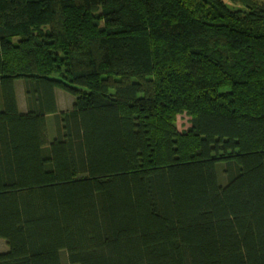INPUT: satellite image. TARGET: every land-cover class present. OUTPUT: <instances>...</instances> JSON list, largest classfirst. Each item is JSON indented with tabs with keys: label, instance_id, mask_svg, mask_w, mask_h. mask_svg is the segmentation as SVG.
Instances as JSON below:
<instances>
[{
	"label": "trees",
	"instance_id": "obj_1",
	"mask_svg": "<svg viewBox=\"0 0 264 264\" xmlns=\"http://www.w3.org/2000/svg\"><path fill=\"white\" fill-rule=\"evenodd\" d=\"M0 238V264H264V0H0Z\"/></svg>",
	"mask_w": 264,
	"mask_h": 264
},
{
	"label": "rangeland",
	"instance_id": "obj_2",
	"mask_svg": "<svg viewBox=\"0 0 264 264\" xmlns=\"http://www.w3.org/2000/svg\"><path fill=\"white\" fill-rule=\"evenodd\" d=\"M57 92L59 93V95H61V92L59 89H57ZM177 124H178V128L180 130H183V129L189 127L190 126V117L186 114L178 115ZM5 241L6 240L4 238H0V251H4L8 248L7 243Z\"/></svg>",
	"mask_w": 264,
	"mask_h": 264
},
{
	"label": "crops",
	"instance_id": "obj_3",
	"mask_svg": "<svg viewBox=\"0 0 264 264\" xmlns=\"http://www.w3.org/2000/svg\"><path fill=\"white\" fill-rule=\"evenodd\" d=\"M18 101L21 109H25L24 94L22 87H18Z\"/></svg>",
	"mask_w": 264,
	"mask_h": 264
}]
</instances>
